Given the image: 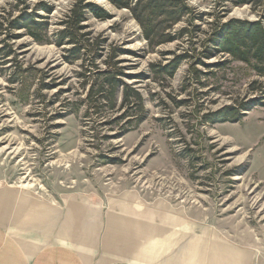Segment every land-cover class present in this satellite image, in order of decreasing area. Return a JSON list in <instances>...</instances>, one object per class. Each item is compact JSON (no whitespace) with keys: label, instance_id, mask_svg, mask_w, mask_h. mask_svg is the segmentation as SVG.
<instances>
[{"label":"rangeland","instance_id":"1","mask_svg":"<svg viewBox=\"0 0 264 264\" xmlns=\"http://www.w3.org/2000/svg\"><path fill=\"white\" fill-rule=\"evenodd\" d=\"M137 2L0 0V189L40 220L46 204L141 203L151 264H211L219 246L264 264V74L217 37L232 20L264 25V0H182L170 28L138 19ZM176 56L174 76L153 72ZM125 85L142 108L123 105Z\"/></svg>","mask_w":264,"mask_h":264},{"label":"crops","instance_id":"2","mask_svg":"<svg viewBox=\"0 0 264 264\" xmlns=\"http://www.w3.org/2000/svg\"><path fill=\"white\" fill-rule=\"evenodd\" d=\"M89 202L74 204L73 211L68 204L57 215L54 205H42L47 212L40 220L33 201V212L24 214L31 204L24 205L17 191L0 189V264H151L150 211L128 198ZM159 215L160 223H170L166 212ZM160 254L153 264H168ZM212 254L211 264H248L244 250L219 246Z\"/></svg>","mask_w":264,"mask_h":264},{"label":"trees","instance_id":"3","mask_svg":"<svg viewBox=\"0 0 264 264\" xmlns=\"http://www.w3.org/2000/svg\"><path fill=\"white\" fill-rule=\"evenodd\" d=\"M87 1V0H86ZM114 4L121 8H130L133 0H113ZM182 0H138L136 7L140 9V16L138 19L146 18L149 22L161 20L163 24L170 28L182 20L184 14L187 12L185 4L180 5ZM96 16L99 17L100 8L94 4L87 6ZM135 11V10H134ZM101 19L108 18L107 15L99 17ZM27 19V18H26ZM26 27L31 28L36 24L30 17L26 20ZM79 23V22H78ZM143 23V22H142ZM219 47L223 53L231 55L235 60L242 61L246 64L258 65V72L264 74V25L262 22H242L232 20L223 26V29L218 33ZM151 34L146 32V39H150ZM163 43V42H159ZM76 48V47H75ZM79 50H71L70 54L76 55L78 58ZM184 56H176L169 64L153 65L152 69L156 75L174 76L180 64L184 61ZM112 86V92L116 91L119 82L115 78L106 80ZM125 101L123 105L128 107L130 105H139L142 108V98L131 86H124ZM134 99V101H131Z\"/></svg>","mask_w":264,"mask_h":264}]
</instances>
